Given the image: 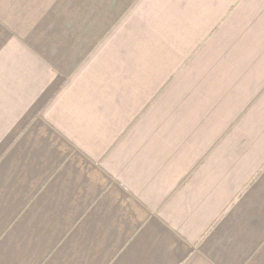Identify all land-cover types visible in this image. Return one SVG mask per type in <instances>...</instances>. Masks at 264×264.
I'll list each match as a JSON object with an SVG mask.
<instances>
[{
	"label": "crops",
	"instance_id": "1",
	"mask_svg": "<svg viewBox=\"0 0 264 264\" xmlns=\"http://www.w3.org/2000/svg\"><path fill=\"white\" fill-rule=\"evenodd\" d=\"M0 264H264V0H0Z\"/></svg>",
	"mask_w": 264,
	"mask_h": 264
}]
</instances>
